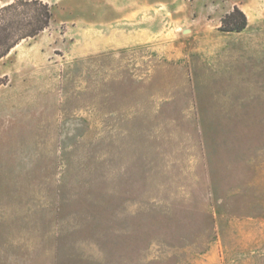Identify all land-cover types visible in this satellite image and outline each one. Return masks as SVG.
<instances>
[{"label":"rangeland","instance_id":"obj_1","mask_svg":"<svg viewBox=\"0 0 264 264\" xmlns=\"http://www.w3.org/2000/svg\"><path fill=\"white\" fill-rule=\"evenodd\" d=\"M43 1L0 58V264H264V54L251 88L198 54L232 5L264 36V0ZM133 9L157 54H85Z\"/></svg>","mask_w":264,"mask_h":264},{"label":"crops","instance_id":"obj_2","mask_svg":"<svg viewBox=\"0 0 264 264\" xmlns=\"http://www.w3.org/2000/svg\"><path fill=\"white\" fill-rule=\"evenodd\" d=\"M232 8L233 5L228 11ZM139 11L140 9H133L127 14H124L122 18L118 19V21L121 22H125V19H127L131 27H127L126 29L123 27V29L118 28L115 30L107 28L103 29L100 36L96 38H93L92 35L90 37L87 36L85 54H125L126 48H132V54H157V31L150 20L151 15H148V22L142 23V21L145 20L141 19L140 14H138ZM107 24L108 27H113L112 22H108ZM218 25L219 23H217V26ZM248 26L249 20L247 19V25L243 30L239 32L224 31L229 34L217 36L218 38L216 37L220 42H229L232 45H220L215 48H200L198 54H210L211 50L219 54H235L234 57H232V68L234 67V69H236L237 77L241 75L237 70L243 65L241 61L243 56H245V68L248 66L250 72L245 73L244 83L246 87L248 86L251 88L252 57L253 54H264V36L247 34ZM142 48L143 53L141 51ZM179 53L183 54L181 50L177 54ZM241 81L242 80L238 79V84H240Z\"/></svg>","mask_w":264,"mask_h":264},{"label":"trees","instance_id":"obj_3","mask_svg":"<svg viewBox=\"0 0 264 264\" xmlns=\"http://www.w3.org/2000/svg\"><path fill=\"white\" fill-rule=\"evenodd\" d=\"M50 5L43 0H12L0 3V58L20 42L35 38L51 20ZM247 25L245 13L236 5L220 19L222 31L243 30Z\"/></svg>","mask_w":264,"mask_h":264}]
</instances>
